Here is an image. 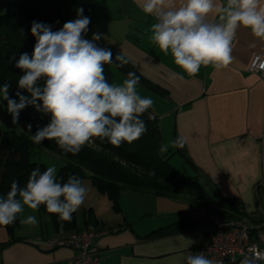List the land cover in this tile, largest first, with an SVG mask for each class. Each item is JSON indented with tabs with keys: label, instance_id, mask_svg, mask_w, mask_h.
I'll use <instances>...</instances> for the list:
<instances>
[{
	"label": "crops",
	"instance_id": "obj_1",
	"mask_svg": "<svg viewBox=\"0 0 264 264\" xmlns=\"http://www.w3.org/2000/svg\"><path fill=\"white\" fill-rule=\"evenodd\" d=\"M79 1L90 5L87 40L100 34L98 42L105 49L122 54L144 78L166 90L164 96L151 91L152 110L161 134L163 123L169 129V141L175 134L184 137L185 155L195 167L178 156L188 165L191 179L209 193L237 201L250 221L264 222V75L249 70L254 56L264 58V37L238 26L232 62L220 69L201 66L195 76H188L174 63L171 52L165 55L150 41L151 25L157 21L142 11L144 0ZM185 2L174 0L176 7ZM214 3L222 7L227 0ZM259 6L264 7V0ZM206 19L220 22L215 10ZM127 190L120 193L119 210L100 193L104 210L93 211L97 222L89 228L109 229L95 240L100 264H186L187 255L198 253L205 235L187 211L192 206L212 210L215 202L132 190L130 195ZM37 219L38 225H28L26 232L19 225L10 234L0 225V264H51L74 255L73 249L53 247L46 240L83 229L82 219L80 224L77 220L78 229L59 232L49 220ZM261 233L257 242L264 249V229Z\"/></svg>",
	"mask_w": 264,
	"mask_h": 264
},
{
	"label": "clouds",
	"instance_id": "obj_2",
	"mask_svg": "<svg viewBox=\"0 0 264 264\" xmlns=\"http://www.w3.org/2000/svg\"><path fill=\"white\" fill-rule=\"evenodd\" d=\"M141 9L157 21L151 25L150 41L165 55L171 52L174 63L188 76H195L201 66L227 67L233 59L231 46L238 26L264 37V7L259 6V0H227L222 7H216L214 0H186L179 7L174 0H144ZM213 10L219 13L220 22L206 19ZM83 12V8L77 9L76 19L65 22L56 31L50 25L33 21V52L31 56L20 54L14 64L22 72L16 92L19 102L10 98L9 83L0 86V99L7 101L14 123L28 104L50 114L49 123L30 134L34 144L54 140L65 153L73 155L85 145L90 146L94 137L107 139L116 147L140 139L147 132L141 117L154 105L153 99L137 92L140 77L135 72H128L122 84L108 81L104 65L113 63L112 52L94 43L101 39L100 34H93L92 40L84 38L90 18ZM115 61H119L118 67L128 63L122 55H117ZM20 90L29 93L30 98ZM37 101L42 105H37ZM27 128L31 133L32 125ZM185 143L184 137L177 136L168 143L162 142L159 152L167 153L170 147L182 149ZM149 175H155V170ZM62 181L55 166L43 172L35 168L23 187L13 180L6 196H0V225L15 223L24 206L38 210L40 205H45L49 213L58 214L59 220L71 222L88 188L76 176ZM20 223L35 227L39 221L35 215H29ZM242 256L239 264H257L261 258L258 253ZM185 259L186 264H223L203 252L189 254Z\"/></svg>",
	"mask_w": 264,
	"mask_h": 264
},
{
	"label": "trees",
	"instance_id": "obj_3",
	"mask_svg": "<svg viewBox=\"0 0 264 264\" xmlns=\"http://www.w3.org/2000/svg\"><path fill=\"white\" fill-rule=\"evenodd\" d=\"M79 8H83V15L89 17L90 5L79 0H0V86L5 82L9 83L11 86L9 96L17 103L19 102V97L16 96L17 84L22 72L16 69L14 64L20 54L28 53L31 56L33 52L36 39L31 34L32 22L50 25L52 30L56 31L65 22L76 19V10ZM90 26L91 21L84 38L90 37ZM94 42L98 47L104 48L98 41ZM111 52L113 63L104 65V74L110 83L113 76L111 68L114 67L125 77L128 72H135L140 77L139 84L159 96L166 94L165 89L137 72L122 54L117 51ZM117 55H122L128 63L118 67L119 61H115ZM40 84H43V80L40 81ZM20 91L22 95L30 98L29 93L24 90ZM0 100L5 103L7 108V101ZM37 105H42V102L37 101ZM3 109L4 106L0 102V115ZM149 116L152 119H149ZM50 119V114L37 111L36 106L28 104L19 112L17 121L20 130L15 128L0 130V196H6L13 180L18 181L19 185L23 187L32 170L39 167L43 172L47 169L43 164L32 159L35 147L42 146L64 158L65 164L57 173L58 177H63L62 182H67L71 176L80 179L90 178L97 191L108 197L114 210H119L121 191L130 189L167 197H191L193 201L198 200L203 203L216 202L217 200L222 208L227 210L226 213L229 216L236 219L249 218L237 201L223 197L218 193L207 192L197 181L170 166L168 160L159 154L161 132L158 116L153 113L152 108L148 109L141 117L146 122L147 132L140 139L131 144L122 142L121 146L116 147L107 139L102 140L99 137H94L93 143L90 146L85 145L76 155L65 153L54 140H45L41 145H36L31 141L30 134L34 135L37 129L47 125ZM29 124L32 125L31 133L27 128ZM176 137L175 134L173 140ZM174 152L183 161L194 166L186 157L184 147L182 149L174 148ZM151 170H155V175H149ZM223 209L219 211H224ZM39 210L49 217L50 224L56 232L78 229L75 213L72 215L71 222H65L59 220L58 214L49 213L45 205H40ZM82 222L84 228H89L97 222L92 208L82 214ZM17 224L18 218L15 223L2 226L12 234ZM253 239L257 240L258 238L254 237Z\"/></svg>",
	"mask_w": 264,
	"mask_h": 264
},
{
	"label": "built area",
	"instance_id": "obj_4",
	"mask_svg": "<svg viewBox=\"0 0 264 264\" xmlns=\"http://www.w3.org/2000/svg\"><path fill=\"white\" fill-rule=\"evenodd\" d=\"M249 70L264 75V58L256 55L251 59ZM198 229L205 235L198 253L209 259L223 261V264H239L242 254H260L257 264L264 261V249L257 240L262 235L264 222L253 223L249 219H236L224 213L203 207H192L187 211ZM109 232L107 228H83L67 236L50 237L46 241L53 247H69L74 255L51 264H100L101 250L95 240ZM252 253H249V250Z\"/></svg>",
	"mask_w": 264,
	"mask_h": 264
},
{
	"label": "rangeland",
	"instance_id": "obj_5",
	"mask_svg": "<svg viewBox=\"0 0 264 264\" xmlns=\"http://www.w3.org/2000/svg\"><path fill=\"white\" fill-rule=\"evenodd\" d=\"M85 39H87V38H85ZM111 71H112V75H113L111 83L119 85V84H122L123 80L127 78L124 75H122L114 67L111 68ZM137 92L142 97H149L151 99H152V97H155V96H153L154 94L150 90H148L147 88H145L141 84L137 85ZM0 102L4 106V109L2 110L1 115H0V130L4 131V130H9L11 128H15L17 130H20V125H19L18 121L16 120L15 123L13 122V116L9 113L8 108H6V106H5V103L2 100H0ZM159 128H160V124H159ZM161 130H162L161 143L162 142L168 143L169 142V136L167 138V134L169 135V133H168L169 129H167V126H165L164 123L161 125ZM173 152H174V149L170 147L169 151L167 153L161 154L159 152V154L168 160V163L170 166L177 169L178 171L183 172L185 174V176L191 178V171L189 170L188 165L187 166L184 165L182 163V161L180 160L178 154H175ZM32 159H33V161H36V162L43 164L46 168L49 166H55L57 169V173L59 172L60 168L65 164V160L63 157L43 148L42 146H36L35 147L34 153L32 155ZM81 180L83 181L84 185L88 188V193H87V196H86L83 204L80 206L78 211L75 212V215H76V218H77L79 224L81 223L82 214L84 212H86L89 208H93V211L96 210V212H99V213L101 212L100 214H102V210H104L103 201L101 200L102 196L97 191V189L95 188L92 180L90 178H87V177H83V178H81ZM127 191H129V192H126V193H129L130 195H134V194H132V192L130 190H127ZM179 197H182V196H179ZM178 199H181V198H178ZM213 205H214L213 206L214 209L217 211H219V209L222 208V205L217 200ZM214 209H212V210H214ZM223 210H224V212L227 211L226 209H223ZM110 211H111V214H113V211L112 210H110ZM235 214L239 215L238 213H235ZM29 215H35L37 218L39 216V217H41V219H43V221H46L48 223L49 219H48V216L46 214H40L38 210H32L26 206V208H24V212L21 214H18V224L14 230H17V227L20 225L22 227V230H23L22 232H26L25 229H27L28 225L20 224V219H24ZM106 216H107V212H106ZM50 231H52V230H50Z\"/></svg>",
	"mask_w": 264,
	"mask_h": 264
}]
</instances>
